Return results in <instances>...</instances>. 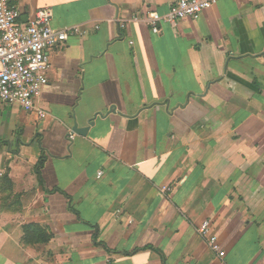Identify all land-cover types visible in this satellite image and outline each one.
Instances as JSON below:
<instances>
[{"label":"crops","instance_id":"obj_1","mask_svg":"<svg viewBox=\"0 0 264 264\" xmlns=\"http://www.w3.org/2000/svg\"><path fill=\"white\" fill-rule=\"evenodd\" d=\"M176 1L10 0L78 33L49 51L44 119L0 108V264H219L207 220L226 264H264V0L133 19Z\"/></svg>","mask_w":264,"mask_h":264},{"label":"built area","instance_id":"obj_2","mask_svg":"<svg viewBox=\"0 0 264 264\" xmlns=\"http://www.w3.org/2000/svg\"><path fill=\"white\" fill-rule=\"evenodd\" d=\"M216 2L177 0L163 16L148 10L133 19L157 34L160 23L176 27L180 20L195 18L212 8ZM51 21V10L43 8L38 9L30 21L21 23L20 13L10 4V0H0V108L4 105H18L25 112L34 113L38 119L46 117L47 113L37 106L36 101L48 84L49 51L66 42L69 35L78 33L77 29H54ZM161 190L168 192L170 189L163 187ZM210 229L211 224L207 220L200 224L197 232L217 256L219 264H226L225 252Z\"/></svg>","mask_w":264,"mask_h":264},{"label":"trees","instance_id":"obj_3","mask_svg":"<svg viewBox=\"0 0 264 264\" xmlns=\"http://www.w3.org/2000/svg\"><path fill=\"white\" fill-rule=\"evenodd\" d=\"M40 165L38 168H40ZM24 230V236H23V242L24 243H31L32 241H47V234L43 229L40 228V226L35 224L26 225L23 227Z\"/></svg>","mask_w":264,"mask_h":264},{"label":"water","instance_id":"obj_4","mask_svg":"<svg viewBox=\"0 0 264 264\" xmlns=\"http://www.w3.org/2000/svg\"><path fill=\"white\" fill-rule=\"evenodd\" d=\"M93 124V120L89 121L88 123V127L91 126ZM73 133L77 134V135H81V136H85L87 131H88V128H78L76 125L73 126V129H72Z\"/></svg>","mask_w":264,"mask_h":264}]
</instances>
